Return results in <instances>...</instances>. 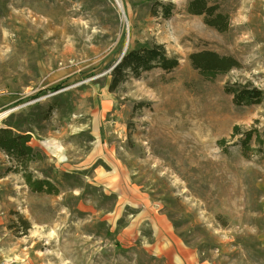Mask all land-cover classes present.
Instances as JSON below:
<instances>
[{"label":"rangeland","instance_id":"1","mask_svg":"<svg viewBox=\"0 0 264 264\" xmlns=\"http://www.w3.org/2000/svg\"><path fill=\"white\" fill-rule=\"evenodd\" d=\"M189 1L0 0V129L31 135L30 172L59 190L31 192L0 151V264H177L147 250L152 218L183 264H264V145H243L264 131V96L225 90L264 93V0H208L223 33ZM154 44L178 66L110 91L125 50ZM203 50L241 68L206 80L189 60Z\"/></svg>","mask_w":264,"mask_h":264},{"label":"trees","instance_id":"2","mask_svg":"<svg viewBox=\"0 0 264 264\" xmlns=\"http://www.w3.org/2000/svg\"><path fill=\"white\" fill-rule=\"evenodd\" d=\"M190 15L202 16L204 22L209 27L218 32H226L229 29V16L220 11L216 5H211L208 0H190L187 6ZM166 13L170 14L171 9L166 8ZM189 60L194 69L206 80H215L220 76L227 75L232 70L240 69V62L232 56L221 55L215 51L203 50L192 53ZM178 66L175 58L168 56L163 45H140L129 48L123 60L111 72L110 91H114L124 82L128 75L139 76L141 72L153 68H161L165 71H172ZM226 93L231 94L233 101L237 105L259 104L263 100V91L253 88L237 91L232 86L226 87ZM19 131V130H18ZM256 136L257 141L264 145V131H251L243 145L249 149V143ZM30 134L17 132L15 128L9 126L0 129V151L4 152L14 163L13 171L22 176L31 192L47 195H58L59 190L49 179H39L29 167L32 163L41 161L43 156L31 145Z\"/></svg>","mask_w":264,"mask_h":264},{"label":"crops","instance_id":"3","mask_svg":"<svg viewBox=\"0 0 264 264\" xmlns=\"http://www.w3.org/2000/svg\"><path fill=\"white\" fill-rule=\"evenodd\" d=\"M30 145L34 148L32 142ZM141 221L142 219L140 218L137 219L136 222H131L132 224H130L132 226L136 224L140 225ZM148 226L151 228L152 236H154L155 239L149 243L147 250L155 256H166L172 261L176 259L175 261L177 264H183L185 258L184 255L187 253L186 247L181 242L176 240V237L173 235L168 223L162 219L156 220L155 218H152L150 223H148ZM158 226H162L164 234H160L162 231L160 232Z\"/></svg>","mask_w":264,"mask_h":264},{"label":"bare ground","instance_id":"4","mask_svg":"<svg viewBox=\"0 0 264 264\" xmlns=\"http://www.w3.org/2000/svg\"><path fill=\"white\" fill-rule=\"evenodd\" d=\"M119 1H120V0H119ZM120 3H121V2H120ZM6 115H7L6 113L0 114V122H1V120H2ZM44 145H45L47 148L52 149V152H54L53 149L55 150V148H56V147L53 146V144H52L51 142H46V143H44Z\"/></svg>","mask_w":264,"mask_h":264},{"label":"water","instance_id":"5","mask_svg":"<svg viewBox=\"0 0 264 264\" xmlns=\"http://www.w3.org/2000/svg\"><path fill=\"white\" fill-rule=\"evenodd\" d=\"M115 2L118 4V6L120 7V9L123 11V7H122V4L120 3V1L119 0H115ZM127 51L125 50V53H126ZM125 55V54H124ZM124 55L121 57V59L116 63V65L114 66V68L118 65V64H120V62L122 61V59H123V57H124ZM113 68V69H114Z\"/></svg>","mask_w":264,"mask_h":264}]
</instances>
